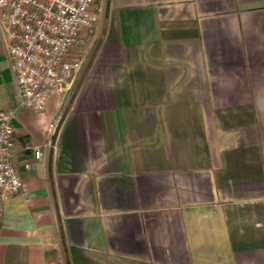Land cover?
Masks as SVG:
<instances>
[{
	"label": "crops",
	"instance_id": "crops-1",
	"mask_svg": "<svg viewBox=\"0 0 264 264\" xmlns=\"http://www.w3.org/2000/svg\"><path fill=\"white\" fill-rule=\"evenodd\" d=\"M104 3L42 115L20 107L0 20L24 183L0 264H264V0Z\"/></svg>",
	"mask_w": 264,
	"mask_h": 264
},
{
	"label": "built area",
	"instance_id": "built-area-1",
	"mask_svg": "<svg viewBox=\"0 0 264 264\" xmlns=\"http://www.w3.org/2000/svg\"><path fill=\"white\" fill-rule=\"evenodd\" d=\"M97 0H0V20L10 37L9 53L19 91L20 107L33 114L46 111L48 98L73 92L83 68V57L75 53L81 37L93 28ZM66 114L62 111L46 127L56 136ZM16 136L11 113L0 109V230L3 201L24 190L15 156ZM34 146L35 159H41ZM30 168L29 163L25 164Z\"/></svg>",
	"mask_w": 264,
	"mask_h": 264
},
{
	"label": "rangeland",
	"instance_id": "rangeland-1",
	"mask_svg": "<svg viewBox=\"0 0 264 264\" xmlns=\"http://www.w3.org/2000/svg\"><path fill=\"white\" fill-rule=\"evenodd\" d=\"M104 1H105V0H97L95 6H97L98 4H99V5H101V4L104 5V4H105ZM91 29H92V28H91ZM80 44H82V43H80ZM80 44H79L78 46H81ZM83 69H84V58H83V68H82V71H83ZM82 71H81V72H82Z\"/></svg>",
	"mask_w": 264,
	"mask_h": 264
}]
</instances>
